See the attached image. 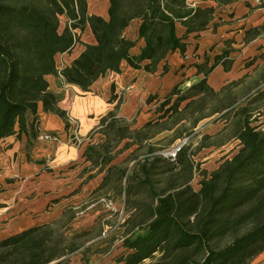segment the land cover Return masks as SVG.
I'll return each instance as SVG.
<instances>
[{
  "label": "trees",
  "instance_id": "trees-1",
  "mask_svg": "<svg viewBox=\"0 0 264 264\" xmlns=\"http://www.w3.org/2000/svg\"><path fill=\"white\" fill-rule=\"evenodd\" d=\"M108 3L104 18L88 13L86 0H0V139L21 133L34 135L39 107L64 117L49 88L48 75H60L65 83L86 91L107 72H118L122 61L153 71L169 52L183 50L175 23L184 25L186 32L200 29L211 12L208 8H190L185 0ZM61 16L66 23L59 30ZM134 20L139 22L138 38L144 42L137 54L131 52L136 40L124 34ZM86 26L94 43H84L69 65L57 68L54 56L69 51L78 41L76 30L83 31ZM222 56L215 57L209 66L206 62L198 65L204 76L186 89L174 85L168 95L169 99L175 96L173 102L161 108L155 121L137 129L136 136L123 133L121 139L132 140L125 148L148 138L146 134L140 136L144 128L159 125L172 114L179 115L177 121L185 120L187 116H181L191 107L200 103L195 108L200 112L207 97L218 96L222 89H212L206 77ZM223 66L229 68L225 61ZM168 98L162 106L170 101ZM235 103L216 106L211 114L221 113L223 117ZM242 112L234 135L239 140L238 149L231 157H224L209 177L201 179L197 189L190 184L194 166L189 144L180 147L174 160L150 148L145 159L134 162L132 173L110 165L111 157L99 164L97 172L106 169L96 189L102 188L108 174L116 170L125 176L126 196L142 176L153 199L144 206L143 218L135 229L122 238L124 252L116 257L115 264H248L264 250V129L251 125L245 106ZM107 115L113 117L114 112ZM206 116L197 114L192 125ZM101 121L102 126L108 124L106 117ZM97 149L92 144L85 152L92 166L95 160L91 151ZM153 175L164 176L159 190L153 187ZM55 223L53 220L0 238V264H67L69 249L56 239Z\"/></svg>",
  "mask_w": 264,
  "mask_h": 264
},
{
  "label": "crops",
  "instance_id": "crops-1",
  "mask_svg": "<svg viewBox=\"0 0 264 264\" xmlns=\"http://www.w3.org/2000/svg\"><path fill=\"white\" fill-rule=\"evenodd\" d=\"M185 1L190 8L211 9L209 19L204 27L189 32L176 22L175 32L182 38L183 50L169 52L155 70L145 71L122 61L118 72H107L86 91L65 83L62 77H46L64 117L39 107L34 135L21 133L0 139V238L55 220L67 206L62 201L74 196L76 189H93L101 183L105 168L97 173L85 152L95 144L94 135L98 134L89 133L102 126L99 119L106 113L138 120L144 110L139 107L145 105L149 94L161 95L174 85L189 87L204 76L197 66L204 62L209 66L222 54L206 77L214 90L249 74L248 68L258 64L253 61V54L264 52V0L259 3L254 0ZM108 4L105 0L89 13L107 18ZM138 24L134 20L124 31L126 37L136 40L131 49L133 54L144 43L138 38ZM76 32L78 41L73 47L54 56L57 68L69 65L83 50L84 43H94L88 26ZM224 61L229 65L227 70ZM67 115L76 121L77 133L83 139L88 138L80 146L71 140L74 125L69 123ZM144 122L141 119L140 124ZM40 132H56L60 139L55 143L39 139Z\"/></svg>",
  "mask_w": 264,
  "mask_h": 264
},
{
  "label": "rangeland",
  "instance_id": "rangeland-1",
  "mask_svg": "<svg viewBox=\"0 0 264 264\" xmlns=\"http://www.w3.org/2000/svg\"><path fill=\"white\" fill-rule=\"evenodd\" d=\"M104 2L105 0H86L87 12H92ZM65 23L66 18L61 16L58 29L61 30ZM253 56V61L258 64L248 68L250 73L225 83L219 89L222 90L218 96L207 97L200 112L195 110L200 106V103H197L195 108L191 107L182 114L181 117L187 116L185 120L177 121L179 115L172 114L159 125L144 128L140 131V136L146 134L148 138L138 145L132 144L125 148L127 141L131 143L132 140L121 139V135L125 133L136 136L135 131L145 123L140 124L141 119L146 122L155 121L162 111L161 108L173 102L175 96L168 98L172 88L161 95L149 94L145 105L139 107L144 109L141 119H126L116 115L110 117L106 113L101 118L106 117L108 124L104 123L89 133L92 135L98 132L94 135V145L98 149L91 151L95 160L93 168H98L105 158L111 157L110 165H117V168L132 173L134 162L145 159L150 148L154 149V153L160 154L168 147L183 141L190 145L193 154L194 173L190 184L197 189L201 179L209 177L224 157H231L238 149L239 140L234 135L244 114L243 106L247 109L246 114L250 116L251 125L264 129V52L259 51ZM178 88L184 90L187 86ZM167 98L170 101L162 106L164 101H168L165 100ZM119 99H122V95ZM232 101L236 103L225 116L220 117L221 113L211 114L216 106ZM190 110L193 111L192 115ZM200 113L208 116L192 125V119ZM101 118L99 124L103 123ZM164 127L169 129L163 130ZM139 174L141 173H138V177ZM104 175L105 171L101 173L102 179ZM163 179L162 175H153V187L159 190L163 186ZM124 185L125 176L113 170L108 174L102 188L79 187L74 196L62 201L67 206L55 219L53 228L58 234L56 239L61 240L62 245L69 249L67 264H115L116 257L124 252L122 238L135 229L143 218L144 206L153 202L151 189L142 181V176L133 184L132 191L127 196L123 191ZM248 264H264V250Z\"/></svg>",
  "mask_w": 264,
  "mask_h": 264
},
{
  "label": "built area",
  "instance_id": "built-area-1",
  "mask_svg": "<svg viewBox=\"0 0 264 264\" xmlns=\"http://www.w3.org/2000/svg\"><path fill=\"white\" fill-rule=\"evenodd\" d=\"M254 1L259 2L260 0H254ZM59 77H61V76L59 75ZM67 120L69 121V123L74 125V130L72 131L71 140H72V142L75 145L80 146L84 142V140H87L88 138L86 137V139L85 138L83 139L77 133V131H76L77 130L76 129V121L71 116L67 115ZM38 138L42 139V140H45V141H48V142H51V143L58 142L59 139H60L58 133H56V132H40L39 135H38ZM183 144H185V142H183V141L179 142L176 145L165 149L161 154L164 157L168 158L169 160H174L177 151L180 149V147Z\"/></svg>",
  "mask_w": 264,
  "mask_h": 264
},
{
  "label": "water",
  "instance_id": "water-1",
  "mask_svg": "<svg viewBox=\"0 0 264 264\" xmlns=\"http://www.w3.org/2000/svg\"><path fill=\"white\" fill-rule=\"evenodd\" d=\"M49 264H51V263H49Z\"/></svg>",
  "mask_w": 264,
  "mask_h": 264
}]
</instances>
